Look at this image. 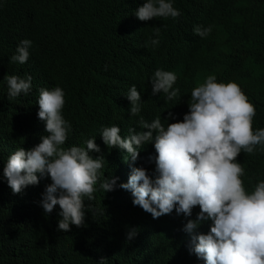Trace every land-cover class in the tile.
I'll return each mask as SVG.
<instances>
[{
  "label": "clouds",
  "instance_id": "1",
  "mask_svg": "<svg viewBox=\"0 0 264 264\" xmlns=\"http://www.w3.org/2000/svg\"><path fill=\"white\" fill-rule=\"evenodd\" d=\"M133 1L122 23L127 34L149 32L147 49L159 46L162 30L159 23L147 21L183 19L174 0H142L139 7L136 0L131 10ZM210 32L211 26L193 25L195 43H189V49L199 47ZM34 51L31 37H18L0 66L7 98L28 97L34 139L40 140L28 150H13L0 167V187L7 197L22 200L20 206L33 217L28 203L37 211L42 207L45 214L58 205L57 229L67 232L70 225L84 224L85 198L92 201L101 190L107 200L123 201L134 222L123 226L125 212H118L121 220L115 226L123 245L157 238L171 241L166 264H264V173H247L245 182L247 167L238 162L264 152V128L253 130L255 106L237 83L217 82L215 75H207L196 85L195 80L185 84L175 68L154 66L140 85L127 83L118 95L132 125L119 126L118 115L98 124L92 132L97 136L84 146L66 148L71 124L64 118L65 92L33 77ZM200 70L191 75L196 79ZM148 102L161 111L146 115ZM101 150L97 157L90 155ZM103 150L114 151L117 159H104ZM44 177L51 183L40 201L39 181ZM247 183L254 186L248 190ZM144 218L155 226L145 225Z\"/></svg>",
  "mask_w": 264,
  "mask_h": 264
},
{
  "label": "trees",
  "instance_id": "2",
  "mask_svg": "<svg viewBox=\"0 0 264 264\" xmlns=\"http://www.w3.org/2000/svg\"><path fill=\"white\" fill-rule=\"evenodd\" d=\"M142 4L139 0L137 7ZM130 5L131 0H0V66L18 37L34 40V61L38 60L30 72L38 83L53 82L65 92L64 118L71 131L64 147L84 146L97 136L92 132L98 124L118 115L119 126L132 125L118 95L127 83L140 85L157 65L178 70L185 84L195 80L196 85L207 75H215L217 82L237 83L255 106L253 130L264 128V0H174L183 19L172 24L175 36L161 30L160 44L152 49L145 46L147 30L127 34L122 19ZM195 24L211 26V32L190 50L189 43H195L190 28ZM198 68L195 79L191 73ZM6 87L0 80V167L16 148L28 150L40 142L34 139L28 97L9 99ZM147 104L146 115L161 111L156 104ZM47 134L44 130L43 136ZM138 156L145 158V153ZM245 157L238 162L247 167V182V173L249 177L264 173V152ZM103 158L117 159L107 150ZM41 179L40 201L51 183L48 177ZM253 186L247 183L248 190ZM21 201L10 199L0 187V264H98L101 258L103 264H166L171 255L173 242L164 238L123 245L115 226L121 220L118 212H125L123 226L134 222L123 201H109L101 190L92 201L85 198L84 224L70 225L67 232L57 229L58 205L45 214L42 207L37 211L28 203L33 217ZM99 215L114 216L107 220ZM143 223L155 226L146 218Z\"/></svg>",
  "mask_w": 264,
  "mask_h": 264
},
{
  "label": "water",
  "instance_id": "3",
  "mask_svg": "<svg viewBox=\"0 0 264 264\" xmlns=\"http://www.w3.org/2000/svg\"><path fill=\"white\" fill-rule=\"evenodd\" d=\"M152 26L159 23L162 26V33H169L171 36H175V30L172 29V22L163 18H153L149 21ZM116 168L115 166L112 167V172H115ZM154 249V248H153Z\"/></svg>",
  "mask_w": 264,
  "mask_h": 264
},
{
  "label": "bare ground",
  "instance_id": "4",
  "mask_svg": "<svg viewBox=\"0 0 264 264\" xmlns=\"http://www.w3.org/2000/svg\"><path fill=\"white\" fill-rule=\"evenodd\" d=\"M29 55H30V53H29ZM28 60H30L29 62L31 63V58H29L28 57ZM38 60V57L35 59V61H37ZM29 65V64H28ZM115 68V67H114ZM34 70V69H33ZM35 70L37 71L38 69L37 68H35ZM32 71V70H31ZM47 88H49V87H47ZM172 229H175V228H172ZM170 231H175V230H170ZM175 233V235H176V233L177 232H174ZM175 235H173L174 236V238H175ZM151 244V243H150ZM156 248H157V250H159V247L158 246H156ZM149 250H151L152 251V249L150 248Z\"/></svg>",
  "mask_w": 264,
  "mask_h": 264
}]
</instances>
